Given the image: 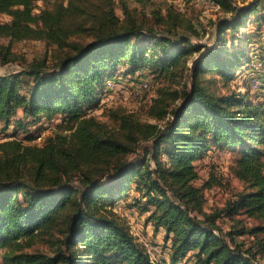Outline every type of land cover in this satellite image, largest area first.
<instances>
[{
  "label": "trees",
  "instance_id": "obj_1",
  "mask_svg": "<svg viewBox=\"0 0 264 264\" xmlns=\"http://www.w3.org/2000/svg\"><path fill=\"white\" fill-rule=\"evenodd\" d=\"M210 1L229 16L216 20L215 40L202 50L190 40L200 36L194 24L171 7L154 15L157 30L139 22L123 1L120 19L113 0H0V14L10 17L0 20V38L71 48L50 63L33 60L22 71L0 74L5 128L18 109L34 125L62 120L39 144L0 142L4 264H156L114 210L132 188L139 202L144 199L146 221L169 242L167 264L188 258L193 264H264V71L253 77L259 86L243 80V91L227 90L254 57L264 68V0L241 6ZM83 32L92 39L66 41ZM0 49L1 55L9 50ZM144 70L168 83L148 106L155 122L128 112L111 114L109 125L92 114L111 91L108 80ZM210 77L227 92H213ZM24 127L17 119L13 131ZM144 141L151 149L142 160L137 149ZM214 150L233 153L229 173L241 190L206 212L204 190L220 183L196 185L194 162ZM222 216L232 220L227 231L219 225ZM36 239L49 251H25Z\"/></svg>",
  "mask_w": 264,
  "mask_h": 264
},
{
  "label": "rangeland",
  "instance_id": "obj_2",
  "mask_svg": "<svg viewBox=\"0 0 264 264\" xmlns=\"http://www.w3.org/2000/svg\"><path fill=\"white\" fill-rule=\"evenodd\" d=\"M115 3V14L122 19V11L120 8L121 1L125 2L128 9L132 12L139 22H145L146 25H153V27L159 30L158 25L155 23L154 15L160 13L164 16L166 10L171 7L177 13L182 15V19L194 24L199 32L198 37L191 36L190 40L192 44H200L202 50H205L211 46L215 40V25L216 20L222 17H228L229 14L222 12L220 7L213 4L210 0H113ZM233 5L241 6L252 0H229ZM37 8L44 7V3L41 1L36 2ZM0 20L7 22L10 17L5 14H0ZM264 30V27H263ZM253 32V29H250ZM180 32H183L180 30ZM92 35L87 32L75 33L67 38L68 43H86L92 39ZM264 41V37L261 39ZM260 41V42H262ZM0 44L7 46L8 53L0 54V74H8L22 71L27 68L33 60H46L47 63L58 59L59 56L66 52L71 51L68 46L62 48L57 47L52 43H48L45 39H31L21 41H9L7 38H0ZM261 44V43H260ZM254 42L251 46L256 47ZM262 45V44H261ZM0 51H4L1 50ZM197 58L198 54H194ZM5 58L7 59L6 61ZM258 58L254 57L253 61L245 65L238 73L237 78L233 81L229 87L230 91H233L239 87L240 91H243V80H249L253 83V87L259 86L260 81L256 78L258 72L264 71L260 69ZM189 64V63H188ZM148 70L137 72L133 77L120 76L115 80L114 87L110 89L105 96L102 97L98 106L92 110V114L101 122H105L109 125H113L111 114L113 113H133L141 121L155 122L149 118L148 106L152 103V99L156 97L158 88L166 87L168 85L165 80H156L150 78ZM27 85L29 84L25 77H23ZM121 80V81H120ZM208 83L209 88L215 93L227 92L222 88L221 83L218 80L210 77ZM257 80V81H256ZM118 81V82H117ZM143 81H150L148 89L144 90L139 88L140 83ZM235 82V83H234ZM142 84V83H141ZM255 84V85H254ZM109 88V87H108ZM256 88H253L255 92ZM177 103H173L170 108L173 109ZM20 119L24 120L23 133L20 131H13L14 121ZM60 117H55L50 121L41 120L38 124H31V119H25L20 109L16 111L15 118H12L11 123L7 128L0 123V142L17 139L24 144H39L43 138L56 133L57 127L61 123ZM17 122V121H16ZM23 123V121H21ZM43 134L40 140L37 139L38 134ZM35 136V139L30 140V137ZM150 141H144L139 144L137 149L138 157L140 159H148L150 157ZM135 157V154L130 155L129 158ZM234 161L233 153H229L225 150H214L211 153H207L206 156L198 161L194 162L196 170L198 172V179L195 180L196 185H201L205 180H215L220 183L219 186H212L204 190L205 203L204 210L206 212L218 211L221 209L228 200L234 198L235 194L241 190V183L233 178L229 173V166ZM139 200V193L135 189H131L125 196L120 198L116 203L114 210L118 212L126 221L131 233L142 243H145L150 251L152 260L156 264L168 263V246L169 242L164 241V234L160 230L155 232L151 223L146 221L147 213L141 211V206L144 199ZM235 218L243 220L248 225L252 223L251 220L246 219L243 216H235ZM232 224V220L221 217L219 219V225L227 231ZM43 240V239H41ZM35 248H39L44 251H49L48 245L41 242L40 239L33 240L30 247H26L25 251H32ZM0 264H4L1 259ZM178 264H193V260L188 258V262L183 260Z\"/></svg>",
  "mask_w": 264,
  "mask_h": 264
},
{
  "label": "built area",
  "instance_id": "obj_3",
  "mask_svg": "<svg viewBox=\"0 0 264 264\" xmlns=\"http://www.w3.org/2000/svg\"><path fill=\"white\" fill-rule=\"evenodd\" d=\"M150 78H152V76H150ZM149 82H150V81H143V82H141L142 84L140 83V85H139L140 87H139V88L144 89V90L148 89L149 84H150ZM148 83H149V84H148ZM114 84H115V83H114L112 80H108V81L106 82V86H107V88L109 87L108 89H112V87H114ZM42 135H43V134H41L39 137H37V139L40 140V139L42 138Z\"/></svg>",
  "mask_w": 264,
  "mask_h": 264
}]
</instances>
